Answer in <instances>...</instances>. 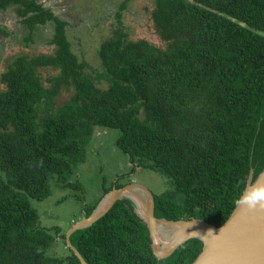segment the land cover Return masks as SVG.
I'll return each instance as SVG.
<instances>
[{
	"label": "trees",
	"instance_id": "16d2710c",
	"mask_svg": "<svg viewBox=\"0 0 264 264\" xmlns=\"http://www.w3.org/2000/svg\"><path fill=\"white\" fill-rule=\"evenodd\" d=\"M119 27L98 49L100 67L73 50L68 21L38 0L13 6L26 43L51 21L53 53L20 54L0 75V264H82L59 225L45 226L33 199L52 184L73 187L89 216L101 198L137 167L165 176L155 215L224 223L264 169V0H154V27L166 42L131 39ZM8 34L0 26V35ZM56 72L45 79L42 68ZM63 90L71 96L59 104ZM118 130L128 173L103 182L93 201L77 167L97 130ZM89 264H192L203 242L190 238L158 259L147 224L123 198L70 237ZM63 240L66 252L53 250Z\"/></svg>",
	"mask_w": 264,
	"mask_h": 264
},
{
	"label": "rangeland",
	"instance_id": "374dc122",
	"mask_svg": "<svg viewBox=\"0 0 264 264\" xmlns=\"http://www.w3.org/2000/svg\"><path fill=\"white\" fill-rule=\"evenodd\" d=\"M51 8L60 18L67 20V32L73 50L81 59L87 60L96 68L100 67L98 49L100 44L111 36L118 28L116 13L123 0H38ZM154 0H129L121 10L123 28L129 38H145L153 44L165 47L166 42L157 33L152 10ZM0 26L6 28L8 34L0 35V75L8 68L9 63L20 54L36 55L53 53L55 46L49 42L54 32V23L49 21L40 25L34 32L33 40L26 43L24 36L27 30L19 21V17L11 6L7 10L0 9ZM56 71L42 68L45 79ZM5 85L0 82V89ZM72 94L71 90H63L57 101L63 104ZM118 130H97L89 150L87 161L77 167L74 175L80 181V187L87 201H93L102 190L103 182L111 184L122 173L131 170L129 156L116 144ZM122 182L138 181L148 186L154 193H161L167 188L165 176L141 167L127 174ZM52 194L43 201L33 199L40 212L41 222L45 226L59 225L67 229L83 215V203L76 195L81 191L73 187L52 184ZM63 240L53 252H66Z\"/></svg>",
	"mask_w": 264,
	"mask_h": 264
},
{
	"label": "water",
	"instance_id": "95a60500",
	"mask_svg": "<svg viewBox=\"0 0 264 264\" xmlns=\"http://www.w3.org/2000/svg\"><path fill=\"white\" fill-rule=\"evenodd\" d=\"M123 198L132 200L136 213L147 224L151 247L158 259L170 256L188 239L198 238L203 247L192 264H264V169L254 180L253 172L250 173L236 207L221 225L198 217H157L154 192L144 183L131 181L122 187L114 186L89 216H83L66 231V244L82 264L89 263L72 243L71 235L91 226Z\"/></svg>",
	"mask_w": 264,
	"mask_h": 264
}]
</instances>
